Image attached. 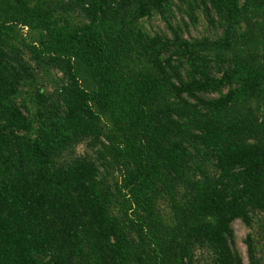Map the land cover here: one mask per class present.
I'll return each instance as SVG.
<instances>
[{"label":"trees","instance_id":"obj_1","mask_svg":"<svg viewBox=\"0 0 264 264\" xmlns=\"http://www.w3.org/2000/svg\"><path fill=\"white\" fill-rule=\"evenodd\" d=\"M245 260L264 0H0V264Z\"/></svg>","mask_w":264,"mask_h":264},{"label":"rangeland","instance_id":"obj_2","mask_svg":"<svg viewBox=\"0 0 264 264\" xmlns=\"http://www.w3.org/2000/svg\"><path fill=\"white\" fill-rule=\"evenodd\" d=\"M234 229L237 237L241 240L245 236V229L240 225L239 222H235ZM241 251L244 253V245L242 242L239 243ZM245 264H247V260H245Z\"/></svg>","mask_w":264,"mask_h":264}]
</instances>
